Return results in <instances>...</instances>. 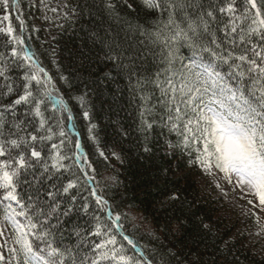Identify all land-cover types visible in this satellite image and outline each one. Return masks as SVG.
I'll return each mask as SVG.
<instances>
[{"label":"snow or ice","instance_id":"6c2138e0","mask_svg":"<svg viewBox=\"0 0 264 264\" xmlns=\"http://www.w3.org/2000/svg\"><path fill=\"white\" fill-rule=\"evenodd\" d=\"M193 173L264 239V0H0V264H264Z\"/></svg>","mask_w":264,"mask_h":264},{"label":"trees","instance_id":"16d2710c","mask_svg":"<svg viewBox=\"0 0 264 264\" xmlns=\"http://www.w3.org/2000/svg\"><path fill=\"white\" fill-rule=\"evenodd\" d=\"M28 20H30V16L28 17ZM55 34L59 36V30H57ZM64 39L66 40L67 37L65 36ZM61 43H63V40ZM40 44V42L34 39V46L40 48ZM57 55H61L59 49L57 51ZM63 55L66 56L67 53H63ZM127 101L128 97L127 94H125L124 102L127 103ZM129 122L130 121H125V123ZM214 191L215 189L213 187L202 182L198 174H192L187 185L188 198L196 199L197 206L204 210V213L211 218V221L214 224L217 225L221 233L231 232L235 234L238 231H243V244L246 247H252V251L257 254V259H259L260 247L261 245H264V242L262 239H257L255 236L248 235V232L255 228L252 224L245 220L243 216L238 213V211L228 209L227 203H225ZM149 219H151V217H149Z\"/></svg>","mask_w":264,"mask_h":264},{"label":"rangeland","instance_id":"374dc122","mask_svg":"<svg viewBox=\"0 0 264 264\" xmlns=\"http://www.w3.org/2000/svg\"><path fill=\"white\" fill-rule=\"evenodd\" d=\"M23 2H25V0H22ZM33 14L38 16L39 13H36L35 10L33 9L32 10ZM49 15H51V13H49ZM29 22L31 23L32 22V17L30 16V20ZM58 29H51V31L53 32V34H55V32L57 31ZM35 40H37L38 42H40L41 44H43V48L44 50L47 49V45L45 44V41L47 40H51V36L48 35V29L45 28L43 29L40 33L37 34V36L34 38ZM53 45L55 46V43L53 41ZM50 51V49H48ZM238 196H239V193H233L231 192V190L229 189V195L228 197H225V199L228 201V204L233 207V205L235 204V208H238L239 209V205L240 204H243V201H239L238 200Z\"/></svg>","mask_w":264,"mask_h":264}]
</instances>
